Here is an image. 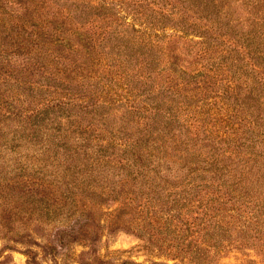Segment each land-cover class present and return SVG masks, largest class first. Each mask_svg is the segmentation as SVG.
Returning <instances> with one entry per match:
<instances>
[{"label":"trees","instance_id":"trees-1","mask_svg":"<svg viewBox=\"0 0 264 264\" xmlns=\"http://www.w3.org/2000/svg\"><path fill=\"white\" fill-rule=\"evenodd\" d=\"M125 14L140 29L123 23ZM168 24L177 35L159 33ZM123 38L132 60L121 43L112 49ZM0 65V162L10 172L0 187L14 194L32 185L39 195L87 182L100 201L173 203L169 225L194 231L182 257L204 264L217 250L250 247L264 259V0H0ZM50 78L68 90L51 89ZM121 80L125 97L114 99ZM141 85L155 92L137 93ZM37 91L47 93L37 100ZM44 109L36 122L74 120L80 132L35 125ZM21 128L31 135L24 141ZM95 139L118 147L99 157ZM58 141L75 145L54 153L57 184L15 171L33 169L30 149L44 153ZM250 143L263 162L240 157ZM195 207L194 220H183Z\"/></svg>","mask_w":264,"mask_h":264},{"label":"rangeland","instance_id":"rangeland-1","mask_svg":"<svg viewBox=\"0 0 264 264\" xmlns=\"http://www.w3.org/2000/svg\"><path fill=\"white\" fill-rule=\"evenodd\" d=\"M233 8L235 13H239L241 17L245 15L246 10L240 3H235ZM116 11H118V6L115 7L114 12ZM123 20L125 21L123 23H136V27L140 29V20L132 21L128 14L124 15ZM176 32L169 24L159 30L162 35L170 33L177 35ZM126 41V38L118 41L114 39L111 44L113 51H116L118 46L115 43H121L120 46H124V43H127ZM183 41L184 39H181L178 43L181 45ZM174 46L175 43L171 44V49ZM120 54L129 60L136 57V53L130 54L125 46L124 52ZM188 60L190 59L188 58ZM131 63H134V61ZM4 70L0 65L1 80L2 77L7 78V72ZM94 70L97 69H93L92 73H94ZM50 82L52 83L51 89L58 87L56 90H68L60 81H54L53 78H50ZM84 82L89 83L91 80L86 79ZM124 82L127 81L121 80L118 82L119 87L117 89L122 94L121 96L113 94L114 99L125 97L123 95L124 91L121 89ZM143 88L141 85L137 93L145 95L155 92H147L146 90L150 87ZM0 89L3 90V86ZM71 90L83 96L85 95L84 91H81L75 85ZM45 93L47 92L45 91ZM45 93L42 92L41 94L37 91L33 95H37V100H41ZM89 94L92 100L97 101L98 98L94 97L93 93L90 92ZM30 97L31 94L28 99ZM6 99H8L7 103H11L9 102L11 98ZM15 104L21 106L18 109L19 111H23L22 107L26 106L28 102L24 98L22 103L16 101ZM115 105L118 104L115 103ZM15 109L17 110V107ZM50 111L51 109L42 110L40 114L33 117V123L35 122V125L39 123L37 126L40 125V127H51L49 130L53 126L57 129L68 128V130L72 127L74 131L80 132L81 129L75 125L74 118L72 122H69L70 120L66 121L65 118H60L61 121L54 122L44 118L43 122H36L40 116L46 117ZM56 113L60 117L61 115L64 116L62 109L56 111ZM116 115H119V113ZM72 117L74 116L72 115ZM21 123H25V121L21 120ZM68 123L71 125L68 126ZM21 130L22 132L25 131L22 141L25 137L29 138L31 136L28 135V129L21 128ZM143 131L140 132L143 133ZM34 132L35 129L33 128V134ZM102 133L107 132L103 131ZM100 135H102L101 130ZM2 138L3 136L0 135V139ZM35 138L33 136L30 139L33 148L34 146H40ZM142 141H140V145H142ZM58 144L62 147L52 143L53 147H50V150H45L44 153H35L34 150L30 149L27 160L33 163V169L26 170L22 168L20 170L15 169V171L33 173V175L48 179L49 183L51 181L57 184L59 174H57L54 165L51 163L52 161L55 162L54 159L57 158L56 155L54 158V153L56 151L66 153L68 148L75 145L59 141ZM63 147H66V150H63ZM90 147L96 151L99 157H103L104 154L112 155L118 144L95 139L90 143ZM248 148L250 149L248 152L240 155L242 159L255 157L253 161L263 162L259 152L255 150L258 149L255 145L250 143ZM248 153L251 157H248ZM126 154L129 155V149ZM59 157H61V154H59ZM216 157L218 158V156ZM236 159L234 157V164L241 166L242 161ZM2 164L0 162V174L5 181L10 172H6L7 167ZM261 170H264V165H262ZM76 186L63 182L60 183L58 192L55 190L52 192L51 187L47 186L39 195L37 191L40 188H33L32 185L22 189L13 186L14 194H10V190L0 187V264H198L190 256L182 257V254H188L184 250L180 251V248H184L186 245L187 249L191 248L194 239L192 225L189 230L185 229V223H181L178 226L179 228H173L172 225H169V219H165L170 212L177 214V210L171 209L175 204L119 203L112 198H102L100 201L97 192L90 188L87 182H84L80 188ZM76 192H79V195ZM10 197L12 198L10 203H3ZM199 209L198 207L193 208L188 216L185 215L186 217L183 220L193 221V218L199 214L196 212ZM32 224L33 230H30ZM207 253H213V249L209 248ZM204 264H264V259L253 248L228 247L217 250L212 260Z\"/></svg>","mask_w":264,"mask_h":264}]
</instances>
